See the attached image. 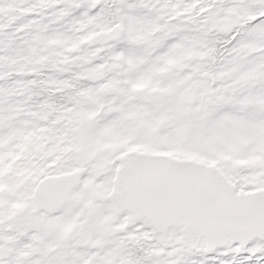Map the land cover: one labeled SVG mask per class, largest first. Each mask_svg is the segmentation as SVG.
<instances>
[{
	"label": "snow or ice",
	"instance_id": "snow-or-ice-1",
	"mask_svg": "<svg viewBox=\"0 0 264 264\" xmlns=\"http://www.w3.org/2000/svg\"><path fill=\"white\" fill-rule=\"evenodd\" d=\"M0 264H264V0H0Z\"/></svg>",
	"mask_w": 264,
	"mask_h": 264
}]
</instances>
